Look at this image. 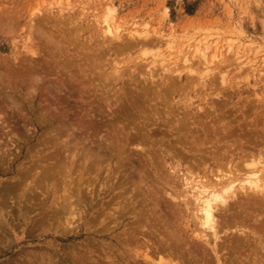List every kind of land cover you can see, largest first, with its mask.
<instances>
[{
	"label": "rangeland",
	"instance_id": "obj_1",
	"mask_svg": "<svg viewBox=\"0 0 264 264\" xmlns=\"http://www.w3.org/2000/svg\"><path fill=\"white\" fill-rule=\"evenodd\" d=\"M107 23L114 32L111 35L106 32ZM39 28L52 32L54 37L38 36ZM132 35L142 37V40H134L136 38H132ZM201 52H204L209 59H213L208 69V65L201 62ZM185 59L188 62H185ZM31 65L36 71L40 69L38 73L42 74V82L40 84V80L38 81L37 85L40 86L36 85L37 91L34 93L27 91L28 88L30 89V82L33 81L30 74L25 76L24 81L22 79L25 86L15 93V99L20 106L15 115L20 117V122L17 123L18 125L16 122L10 123L14 128L22 129L21 136L25 138L13 137L10 141L7 132L3 133L6 128L3 129L0 125L3 129H0V133L2 132L0 156L4 154L0 158V190L7 185L18 183V176L32 164L34 160L32 156L35 151H39V148L47 147L45 151H52V148L59 149V146L55 147L51 143L52 147L43 141L45 138L49 140L50 127L47 128L48 126L39 123L38 108L42 107L41 110L47 113L53 111L52 108L54 112H59L58 114L63 113L65 106L55 103L59 99L67 101L70 94L71 100L73 97L71 103L74 104L70 109L71 116L73 114L72 118L76 120L75 125L68 128L70 135L60 139L64 141L60 142V147L73 136L79 138L81 130L88 132L94 125L101 124L104 127L101 128L98 137L93 138L92 141H84L86 148L92 145L93 151L97 152L100 149L104 151L106 142H109L106 141L107 139L104 140V137L113 134L115 128L110 126L111 121L127 113L129 117L131 116L129 118L131 125L135 120L133 128L136 132L137 129H141L140 126L144 121L147 124L143 126L147 127L144 128L147 140L143 147L147 157L148 154L149 157L152 156L158 175L152 174V170L149 169L150 160H147L140 147H136L137 139L143 138V134L141 133L140 136V133L132 131L122 132L118 128L119 131L115 132H122L118 133L121 140H124L123 137L127 140V135L131 138L123 151L122 163L120 162L122 166L117 165L115 156H107L100 165L101 169L99 167L96 173L90 175L91 185L84 193L88 195H85L88 200L92 201L93 207L90 208L85 204L88 216L81 218V221H76L78 214L70 216L71 224L68 225L67 232H64L67 223L65 224L62 219L56 220L52 214L56 208L55 202L57 203L60 200L59 195H62L56 191L60 187L57 186L58 183L51 181L50 185L49 181H46L50 187L43 184L42 188L35 191L37 195H34L33 188L31 189L32 178H29L28 182H23L24 185L31 184L30 189L28 186L27 189L25 188L27 196L21 201L16 199L17 197L13 201H8L14 202L11 203L13 207L9 203L12 207L13 218L10 219H13V223L11 229L6 226L5 237L0 231V264H134V259L128 256L127 252L131 254L141 246L137 245L135 240L131 247L125 248L122 240H126L124 238L127 233L134 227L135 235L138 234L137 238L145 244L142 247L143 251L140 250L141 253L148 248L151 252L155 250L158 237L153 233L147 236V232L142 234L138 232L135 216L131 215L133 209H124L125 206L114 204V200H117L121 193L120 188L115 187L122 182L124 184L125 178L130 179V175L128 178L126 176L133 167L145 168L146 173L151 172L149 175L151 181L160 187L161 182H166L165 175L172 183L173 188L168 185L169 188L174 189L172 193L180 195L184 188L181 184L182 179L186 175L190 176L187 173L190 164L194 166L198 161L196 167H193L194 175L200 174L198 176L203 177L204 174L213 177L211 171L217 170V162L212 161L213 156L221 155L224 168L232 154H236L232 157V163L239 161L241 151L238 150L243 147L239 143L245 145L243 150L247 152L257 153L259 149L264 150V0H0V70L4 67L16 71L21 67L23 70L24 67L31 69ZM207 70L210 72L204 73ZM47 73L49 75L46 76ZM64 85L72 87L71 91L65 89ZM163 88L173 90L170 89L172 92L168 91L169 94ZM73 91L76 92L72 93ZM159 91L162 93L166 91L167 99L160 98ZM48 93L53 96H49ZM33 97L36 98L34 103ZM41 97L44 99L42 100ZM40 100L43 101L42 104ZM132 106L139 108L140 112ZM10 110L7 109L9 113L5 111L6 116L13 114ZM131 111L134 112L133 115L128 113ZM54 112L51 114L54 115ZM62 113L59 115V120L63 116ZM133 116H136V119ZM145 117L150 119L151 124ZM78 120L81 121L80 124H77ZM162 120L165 122L169 120L170 124L177 121L184 122L185 129L181 131L183 133H179L183 139L194 136L198 147L190 140H185L186 143L189 141L188 145L185 141L181 142L185 143L186 147L191 146V152L181 154L179 146L171 147L170 145L178 141L176 137L179 134L174 131L170 133V128L168 130L170 124L166 123L165 127L166 124ZM213 123L219 124L216 133L211 131ZM200 124H204V127L202 128ZM228 126L230 133L226 138L222 130ZM117 143L115 147L118 149L121 143ZM41 144L46 146L42 147ZM194 148L199 151L195 152ZM214 150L215 153L219 151L220 155L219 152L214 155ZM78 161L82 163V158ZM90 163L88 161L86 165ZM203 164L209 166L206 171L203 170ZM199 165L203 166L200 169L202 171L198 169ZM223 170L226 172L227 166ZM98 177H101V180ZM104 177L109 180L106 181ZM133 177L138 181L136 175ZM102 178L108 182L107 185L111 184V188L108 189L103 184ZM96 181L104 188H101ZM23 184H20V187ZM175 184L177 188L174 187ZM92 185L96 186H93L96 190L99 189L97 191L99 195ZM44 186L52 189L51 198L47 197L49 189ZM19 192L22 191H17V195L21 194ZM238 193L241 198L240 191ZM165 195L159 191L157 196L140 195L137 199L138 208L142 203L145 204V213L155 211L154 213L169 219L168 229L161 232H165L163 234L165 238L163 237L162 244L158 246L168 248L166 244L175 245V238L172 236L175 231L178 235L183 232L185 236L183 238L189 245H196L198 242L190 238L196 228L187 227L184 221L185 208L182 205L177 206V203L182 202L181 199L174 202L171 197ZM27 197H32L30 200L32 208L25 222L22 217L20 218L19 211L20 207L25 206L24 203L29 204ZM153 200L157 204L156 207L153 206ZM6 210L8 209L5 208L2 212L4 217H0L3 221L9 217ZM118 211L119 215H117ZM183 214L182 219L179 216ZM116 215L119 218H116ZM159 219L157 215L150 221L154 231L155 228L163 230V222H159ZM79 224L81 225L79 228L69 229ZM88 229H91V232ZM220 236L222 238L220 237L217 243L222 248L230 239L222 233ZM230 236L233 237L232 234ZM146 238L150 240L148 243ZM202 244L200 243L202 252L199 250V255L197 254L200 257L198 264H217L210 248L213 242L210 243L211 245ZM249 246L254 247L253 243L250 245L245 243L237 248V259L235 262H230L252 264L246 259V255L250 253ZM219 250L221 264H231L229 259H225L229 254ZM89 252L91 254H88ZM47 253L48 256L53 254L47 257ZM53 256H55L54 261L51 259ZM258 259H264L262 252L258 253Z\"/></svg>",
	"mask_w": 264,
	"mask_h": 264
},
{
	"label": "bare ground",
	"instance_id": "obj_2",
	"mask_svg": "<svg viewBox=\"0 0 264 264\" xmlns=\"http://www.w3.org/2000/svg\"><path fill=\"white\" fill-rule=\"evenodd\" d=\"M109 13H111V12H109ZM109 15H111V14H109ZM39 31H40V35H38V36H40V37H54L52 32L44 31L41 28H39ZM106 32L110 35L114 33L113 29H111L109 27L108 23H107ZM37 33H39V32H37ZM114 37H119V36H114ZM132 38H136L134 40H138V39H139V41L142 40V37H138V36L134 37V35H132ZM139 41H137V42H139ZM200 57L202 59L201 62H203L204 65H206V66L208 65L207 66V69H208L209 65H211V63L213 62V59L212 60L209 59L205 55L204 52L200 53ZM185 62H188V60L185 59ZM31 67H32L31 69L24 67V70H23V67H21L22 69L21 68L17 69L18 71L13 70V68L8 69L9 67L8 68L4 67L5 69L1 68L2 71L0 70V102H1L0 103V125L3 127V129H5V128L7 129V131L5 129V131L3 133L7 132L10 141L13 137L14 138L16 137V139H18L19 137H21V138L24 137V136H21L23 134L22 129L19 130V127H18V129L14 128L12 126V124H10L12 122H16V124L20 122V117L18 118L17 115H15V113H17L19 111V108H20L19 104L17 103V101L15 99V97H16L15 93L20 91L21 88H24L25 85H24L23 81L25 80V76H27V74H30V78L33 79V81L30 79L32 82L29 81L31 83V86H30V89L26 88L27 91L30 90V92L36 93L37 86H40V85H37V84H39L38 81L40 80V84L42 82L41 81L42 80L41 79L42 74L38 73V72H40V69H38L39 71L38 70L36 71L33 69V65H31ZM28 69H29V71H28ZM201 70H203V69H201ZM209 70H211V68ZM51 71H48V72H51ZM207 72H210V71L207 70L204 73H207ZM31 75H32V77H31ZM45 75L47 76V75H49V73H47ZM22 79H23V81H22ZM53 84H55V83H53ZM63 87L65 89H67L68 91H71V88H72V87L71 88L66 87L65 85ZM163 89H165V88H163ZM167 89H169V88H167ZM170 89L169 90L165 89V90L167 92L173 90V89H171V90ZM175 90H176V88H175ZM166 91H164L163 93L161 91L158 92V96L160 98H162L163 100H165V97H166V99L168 97L166 95L169 92L167 93ZM48 92H50V91L48 90ZM74 92H76V91H73L72 93H74ZM50 93H48V95L53 96V95H50ZM71 96L72 95L70 94L69 97L67 98V101L65 99L61 100L58 98L59 100H58V102H56L57 104L55 103V105L65 106V107H63V109H65V112H63V113L61 112L63 114V116L60 120H59V115L61 113L58 114L59 112L58 113H56V111L54 112L53 108H52L53 111H51L50 109H47V110H50L48 113H47V111H45V112L42 111L41 110L42 107L38 108V110H40V112H38L39 117H37L40 119L39 123L45 127L48 126L47 128L50 127V129H48V133L50 136L49 140H45L46 138L44 140L43 139L42 140L46 141L48 145L52 146V144H53V146H55V147L59 146V149L58 148H52L53 147L52 146L51 147L52 151H45V149L47 147L46 148H42V147H44L46 145L41 144V145H43L41 148L44 149V151H42V149L39 148V151H35L34 155L32 154L33 155L32 157L34 158V160H33L32 164L29 166V168L27 167L26 170L23 169L24 171L22 172V174H20L18 176V180H17L18 183L14 184V185H10V186L7 185V186L1 188V190H0V217L1 218L4 217L2 212L6 208V209H8V210H6L8 212V216H9L8 219L11 220V222H9V220L6 218H5V221H3V219L2 220L0 219V231L4 237H5L6 226L11 229L12 223H13V219H10V218H13V214H11V212H12V207H13L12 204H14V202H11L12 203L11 204L8 201H13V200H15L16 197H17L16 199L21 201L22 198L27 196V195H25L26 194L25 190L27 189L26 186L29 187V185L32 184V186H33V187H31V189L33 188L32 193L34 195L35 194L37 195V193L35 191L38 190V188H42L43 184L47 186L50 183L52 184V182L58 183L57 186L59 185L60 187L58 186L59 188L56 189V191H57V193L60 192V194H62V195H59L60 200L57 203L55 202L56 208L54 209L52 214L54 215L56 220L62 219V220H64V223L65 222L67 223V225H65V230H64V232H67L68 230H66V229H68V227H69L68 225L71 224L70 216L78 214L79 216L77 215L78 218L76 221H81V218L86 217L87 211H88L85 208V206H86L85 204L89 205L90 208L93 207L92 201L91 200L89 201L88 197H86L88 195H86L84 193L85 189L88 190V187L91 185V184H89V182L91 183V181H92L91 180L92 178L90 179V175L93 172L96 173V171H98L100 165H102L103 160H105L107 158V156H113V157L115 156L117 158V163H118L117 165L119 167L122 166L121 161L123 158L122 155H124L123 151H124V148L128 145V143H129L128 141H130L131 138L129 137V135H127L126 136L127 140L125 139V137H123L124 140L122 139L123 140L122 141L121 136H119V134L122 132H125V131H127L129 133L131 131L134 133L136 132V129L133 128L135 120L133 119L134 123L131 125L130 119H129V118H131V116L129 117V115H127V113L125 114L124 112H123L124 114L120 113L123 115L119 119L116 120V118H115L111 121L112 123L110 124V126L115 127V128L113 129V134H111V135L108 134L107 136L104 137V140L107 139L106 141H109V142L104 141L107 143L106 144L107 146H106L104 151H102L100 149L97 152H95L91 148L92 145L88 148L85 147V146H87V145H85V141L86 142L92 141L93 138L98 137V134H99L101 128L104 127V125H101V124L94 125L92 128H90L92 130L88 131V132H85V130L84 131L81 130V136L80 137H82V138H80V137L78 138L76 136L75 137L73 136L71 138V140L68 141L66 144L63 145L61 143L63 146L60 147V142L63 141V140L61 141L60 139H64V138L68 137L70 135V134H68L69 133L68 128L70 126L72 127L75 125L74 121L76 120V118H72L73 114L71 116V110H70L71 107L74 106V104L71 103V101L73 100V97L71 100ZM42 97H44V96H42ZM42 97H41V99H42ZM35 99L33 97V103H34ZM42 102L43 101H41V104H42ZM38 105L40 106V103ZM44 105H43V107H45ZM139 105H142V104H139ZM135 106H137V105H135ZM137 107H135V108H137ZM135 108L133 107V109H135ZM7 109H11L10 113L12 111L13 114L11 113L10 115L6 116L5 114L7 112L9 113V111H7ZM124 109H127V108H124ZM138 109L139 108H137V111H139ZM5 111H7V112H5ZM137 111H136V113L139 114ZM51 112H54L55 114L53 115V114H51ZM132 112L133 111H131V113L130 112H128V113L130 115L131 114L133 115L134 112L133 113ZM146 119L148 120V118H146ZM147 120H146V122H148L150 119L148 121ZM162 121L165 122V120H162ZM168 121L169 120H167V122H165V124L166 123L170 124ZM77 122H78L77 124L81 123L80 120H78ZM22 123L23 122H21V124ZM144 123H145V121H144ZM144 123L141 126L139 125L141 128L140 130L137 129L138 132H136V133H140V136L142 133L144 137L142 138L139 136L140 139L138 137H137L138 139L135 138V140L137 139L136 147H140L141 151H143L147 160L148 161L150 160L151 166L149 167V169L152 170V174L158 175V173H157L158 170L154 166V161H153L152 156L149 157V154H148V157H149L148 158L146 150H144L145 148L143 147V146H145V141L147 140V138H146L147 136H145L146 132H144L145 127H143V126H146L147 124L145 123V125H144ZM148 123L151 124L150 121ZM149 124H148V126H150ZM167 124L165 125V127L167 126ZM17 125H16V127H17ZM116 126H117V128H116ZM135 126H136V124H135ZM200 126L203 128L204 124H200ZM217 126L219 127V124H217V123L211 124V127H212L211 131L213 133L217 132V129H216ZM2 127H0L1 130H3ZM118 128L121 129L122 132L121 131H120V133L115 132V131H119ZM169 128L171 130V131H169L170 133L172 131H174V132H177L179 134V136L176 137V139L178 141L176 143H174L173 145H170V146L173 148H176V146H179V148L182 151V152L179 151L181 154H183V152H191V150H192V149H190L191 146L186 147V145L189 144V141H188V143H186L185 140H190L192 142V144H195V146L198 147V144H197L194 136L191 138H188V139H183V137L181 136V133H183L181 131L185 129L184 122L177 121L174 124L168 125V130H169ZM86 129H89V128H86ZM229 129H230V126H228L225 129L223 128L222 132H223V134H225V137L228 135V133H230ZM179 132H181V133H179ZM1 133H0V136H1ZM24 133L26 134V132H24ZM7 134H6V136H7ZM124 134L126 135V133H124ZM6 141L8 142V140H6ZM181 141H185L186 145H185V143L183 144V142H181ZM19 142H22V141H19ZM48 142H50V144ZM117 142L121 143V147H119L118 149L115 147V144H118ZM5 143H4V146H5ZM14 143H16V141H14ZM82 143H83V145H80ZM179 144H181V145H179ZM192 144H190V145H192ZM200 144L203 145L202 143H200ZM239 144L241 145V147L245 146L242 143H239ZM0 146H1V144H0ZM134 146H135V144H134ZM243 147L239 148V150H238V151H241V156L238 157L239 161L234 162V164H233L232 163V157L236 156V154L235 155L232 154L230 156L229 162H227V164H225L227 166L226 172L223 170L224 168H226V166H224V168H223L222 157H220L221 156L220 152H222V151H220V148L218 147L220 152L216 151V153L219 152V154L218 153L217 154L220 156L219 157L218 156L212 157V161L217 162L216 172L210 170L213 174V177H207L208 175L205 176L204 174H203V177L198 176L200 174L194 175L193 172L195 173V171H194L193 167L194 168L196 167L195 164L198 161H196V162L194 161L195 162L194 166H193V164H190V166L187 167V173H189L190 176L186 175V177H184L182 179L181 184L183 185L184 188H182V190L180 189L182 191V193H180V195H178L176 193H172V192H174L173 191L174 189L172 190V188H173L172 183L169 179H167L168 177H165V175H164V180H166V182L165 183L161 182L162 186L160 187V186H158V184L155 185V182L151 181V178L149 176L151 173L150 172L151 170L148 171L150 173H146L145 168L138 167V169L137 168L135 169L133 167L132 168L133 170L129 171L128 176H126V177L128 178L130 175V177H129L130 179L125 178L124 184L122 182L121 184L119 183L120 185L118 184L119 186L115 187L117 189L120 188L119 191L121 193H120L119 198H117V200H114L115 201L114 204H118L119 206L121 205V207L125 206L124 209L125 208L133 209L131 215L135 216V219H136L135 224H136V228H137L138 232H140L141 234L144 232H147V236L149 235V233L150 234L153 233L154 235H156L158 237V240H157L158 243L154 248L155 250H153L151 252V250L149 251V248H148L147 250L144 249L145 251L143 253H141L143 251L142 247L145 244L143 241L140 242V239L137 238V237H139L138 234H137V236L135 235V230L133 229L134 227L132 228L131 231H129V232L127 231L128 233L126 232L127 235L124 238V240L125 239L126 240L125 241L122 240V242H124L123 245L125 246V248H129V246L131 247V244H133L134 243L133 241H135V240H136L137 245L140 244V246H141V248L139 250L137 249L135 252H133L131 254L129 252H127V255L131 256L134 259V264H191L190 262H192V264L193 263L198 264L199 259H200V257L198 256L199 255L198 251L200 250V252H202L201 248H200L203 245L202 243H204L205 245H211L210 243H212V242H213V244L211 245L210 248H211V251L213 252V254L215 255L214 257L217 261V264L222 263L221 258L218 256L219 251H220L219 249L226 251L229 254V257H225V259L226 260L229 259L228 260L229 263L234 264L232 262L233 261L235 262V259H237V256H238L237 250L241 247V245H243L245 243H247L248 245L253 243V245H254V247L249 246L250 247V253H248V256L246 255L247 262H251L252 264H256L257 262H261V264H264V259H260V260L258 259V253L262 252L264 254V150L259 149V151H257V153H255V151H252V152L248 151L247 152V151L243 150ZM48 148H50V147H48ZM36 150H38V148ZM221 150H222V148H221ZM234 150H236V149H234ZM193 151H192V153H194ZM197 151H199V150H197ZM197 151L195 149V152H197ZM9 152L10 151H8V153ZM180 153H178V154H180ZM216 153L214 150V155ZM2 156H4V154ZM2 156H0V158ZM77 157H79V159L82 158V163H80L78 161L79 159H77ZM224 157H225V155L223 156V158ZM227 157H229V156H227ZM201 159H203V158H201ZM189 160H191V159H189ZM88 161H90L91 163L87 166L86 164ZM231 164H233V165H231ZM201 165H202V163H201ZM201 165H199V167H200V168H198L199 170L201 169V167L204 166L203 170L206 171L209 167L208 165H204V164H203V166H201ZM100 169H101V167H100ZM74 170H75V172H74ZM200 171H202V170H200ZM97 174H99V173H97ZM163 174H164V172H163ZM134 175L137 176L138 181L134 180V177H133ZM74 176H76V177H74ZM93 177H95L94 174H93ZM106 177H107V175H106ZM29 178H32L31 184L28 183V184L24 185L23 182L24 181L28 182L27 180H29ZM104 178H102L103 181H104ZM106 179H108V178H105V180ZM46 181H49L48 184H46ZM97 181H96V183L99 185V183ZM168 181H170V182H168ZM26 182H24V183H26ZM107 183L108 182H105V181L103 182V184L106 187H108V189L111 188V184L107 185ZM20 184H23V186L20 187ZM168 185H170L172 188H169ZM46 186H44V187L48 188ZM93 186H95V185H92V187ZM176 186L177 185L175 184L174 187H176ZM179 186H181V185H179ZM100 187L104 188L103 185ZM29 189H30V187H29ZM19 190L22 191V192H19V193H21V194H19L21 196L17 195V191H19ZM98 190L95 189L96 192ZM62 191H63V193H62ZM93 191L91 190L92 193H93ZM159 191H161L163 194H166L167 197H171V199H173L174 202H177L178 201L177 199H179V200L181 199L182 202L177 203V206L182 205L185 208L184 211L186 214L185 215L186 218L184 219V221H185V224L187 225V227L194 226L196 228V230L193 231V234L191 235V237L189 235L190 238H192L194 241L198 242V243H196V245H193V244L189 245L187 243V240H185V238H183V236H184L183 232L181 234L182 235V237H181V235L176 234V231H175L172 234L173 238H175L174 242H176V244L173 242L175 245L172 246V243L166 244V246L167 245L169 246L168 248L158 246V245L162 244L163 237H164L163 234H165V232L164 233H161V232L166 231L168 229V226L170 223L169 219H167L166 217H161L160 214L154 213L155 211L145 213V204L142 203L141 207L138 208L137 207L138 206L137 199H138V196H140V195H143V196L147 195L148 196L149 194H151L153 196H157V193ZM238 191H240V194L242 195L241 198L239 196ZM45 192H47V191H45ZM107 192H109V190ZM103 193L105 194V192H103ZM31 194H30V196H31ZM99 194L100 193H98V195ZM51 195H52V189H49L48 193H47V197L51 198ZM95 195H97V194L95 193ZM95 195H94V197H96ZM32 197H34V196H32ZM27 198L28 199H26V200L28 201V203L30 205L24 203L25 206H22L23 208L20 207V211H19L20 212L19 216H20V218L22 217V219H24V221H25V219H28V214L30 212V209L32 208V204L30 201L31 198H29V197H27ZM53 200H55V199H53ZM9 203L12 205V207H11V205L9 206ZM153 206H155V207L157 206V204L154 200H153ZM183 207H181V208H183ZM7 212H6V215H7ZM115 212H117V211H115ZM112 213H114V212L112 211ZM123 213H124V210H123ZM117 215H119V211H118ZM157 215L160 217V219L158 221L163 222V226H162L163 230L162 231L159 228H155V231H154L153 227L151 225V222H150L153 219V217H155ZM182 216H184V214L179 216V217L182 218ZM116 218H119V216H117ZM60 222L61 221H59V223ZM80 226H81L80 224L77 226H74V227L71 226V228H69V229L71 230L72 228H74L73 230H75V229L79 228ZM185 229H187L186 226H185ZM88 230H90V232H91V229H88ZM173 230H177V229H173ZM181 231H184V230H181ZM186 231H188V230H186ZM170 233H172V232L170 231ZM221 233H222V235L224 234L225 237H228V239H230V241L227 242V244H225L222 248H220V245L217 243L218 241H220V237H221L220 234ZM230 233L232 234L233 237L230 236L231 235ZM101 235L106 236V234H101ZM167 236H166V238H167ZM229 236L231 238H229ZM169 237H168V239H169ZM186 237H187V235H186ZM170 239H171V237H170ZM164 240H166V239H164ZM146 241L148 243V241H150V240H148L146 238ZM200 243L202 244L201 246H200ZM150 244H152V243H150ZM132 246H134V245H132ZM163 246H165V245H163ZM51 248H53V247H51ZM160 248H162V249H160ZM204 249L206 250L207 248H204ZM140 250H142V251H140ZM52 254L53 253H51L49 255L52 256ZM88 254H91V252H89ZM204 254H205V252H203V255ZM51 256H48V253H47V257H51ZM55 256H53L51 258V259H53V261L55 260L54 259ZM153 256H156L157 260H156V257L154 258ZM165 256H167V257H165ZM47 257H45V258H47ZM140 258L142 260H139ZM48 260H47V262H48ZM173 261H175V262H173ZM230 261H232V262H230Z\"/></svg>",
	"mask_w": 264,
	"mask_h": 264
}]
</instances>
